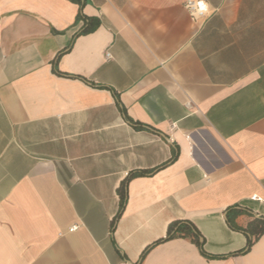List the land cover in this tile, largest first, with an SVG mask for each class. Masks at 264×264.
I'll return each mask as SVG.
<instances>
[{"label":"crops","instance_id":"1","mask_svg":"<svg viewBox=\"0 0 264 264\" xmlns=\"http://www.w3.org/2000/svg\"><path fill=\"white\" fill-rule=\"evenodd\" d=\"M186 1L0 0V264H264V0Z\"/></svg>","mask_w":264,"mask_h":264},{"label":"trees","instance_id":"2","mask_svg":"<svg viewBox=\"0 0 264 264\" xmlns=\"http://www.w3.org/2000/svg\"><path fill=\"white\" fill-rule=\"evenodd\" d=\"M89 30L90 29L87 28L84 30V32H88ZM59 57L60 54L57 55L56 59H58ZM140 175H144V173L141 172ZM132 176H134V174H131L128 179H130ZM119 192L121 194V199H122V208H124V203L126 201L127 194L125 193L122 187L119 189ZM246 231L250 233L252 236H255L256 239H258L259 237L264 235V219L253 220L252 222L249 223ZM176 236L191 238L194 242H196V244L201 248L202 252L204 253V244L200 242V234L196 230L194 225L191 224L190 222L188 221L172 222L168 228L167 238L160 240V242L172 239ZM253 243L254 240L251 238L249 240L248 246L251 247ZM147 251L148 249L144 251L143 255Z\"/></svg>","mask_w":264,"mask_h":264},{"label":"built area","instance_id":"3","mask_svg":"<svg viewBox=\"0 0 264 264\" xmlns=\"http://www.w3.org/2000/svg\"><path fill=\"white\" fill-rule=\"evenodd\" d=\"M185 8L197 23L206 21L212 14L210 6L205 0H187L185 2ZM107 57H110V55L107 54ZM75 229L76 227L72 228L71 231H74Z\"/></svg>","mask_w":264,"mask_h":264}]
</instances>
